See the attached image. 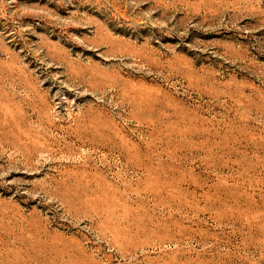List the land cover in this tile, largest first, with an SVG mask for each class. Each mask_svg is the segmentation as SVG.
Listing matches in <instances>:
<instances>
[{"label": "rangeland", "instance_id": "rangeland-1", "mask_svg": "<svg viewBox=\"0 0 264 264\" xmlns=\"http://www.w3.org/2000/svg\"><path fill=\"white\" fill-rule=\"evenodd\" d=\"M0 264H264V0H0Z\"/></svg>", "mask_w": 264, "mask_h": 264}, {"label": "bare ground", "instance_id": "bare-ground-1", "mask_svg": "<svg viewBox=\"0 0 264 264\" xmlns=\"http://www.w3.org/2000/svg\"><path fill=\"white\" fill-rule=\"evenodd\" d=\"M162 184H166V183H162ZM166 185H162V187H165Z\"/></svg>", "mask_w": 264, "mask_h": 264}]
</instances>
